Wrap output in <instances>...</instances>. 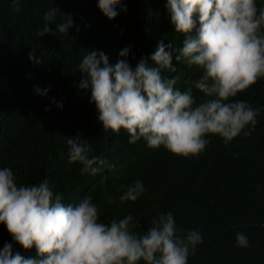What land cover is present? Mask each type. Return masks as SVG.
Wrapping results in <instances>:
<instances>
[{
	"label": "trees",
	"instance_id": "1",
	"mask_svg": "<svg viewBox=\"0 0 264 264\" xmlns=\"http://www.w3.org/2000/svg\"><path fill=\"white\" fill-rule=\"evenodd\" d=\"M122 3L127 10L110 21L97 0H21L19 11L11 0H0V167H10L18 184L38 185L47 178L66 205L91 196L105 224L130 213L138 222L132 230L142 232L153 217L171 211L182 230L178 234L196 229L203 237L188 264H264V79L234 98L261 107L251 135L241 133L228 145L210 136L204 153L187 158L151 149L143 139L129 144L123 129L104 130L90 92L78 88L77 65L92 49L102 50L114 64L119 51L130 46L129 62L135 67L161 41L179 49L184 36L171 24L167 0ZM53 7L62 14L52 23L53 32L41 37L44 13ZM63 14L74 21L68 34L55 31L67 19ZM33 50L42 59L38 65L28 59ZM176 54L177 71L163 75L176 77L175 86L184 90L201 72L177 62ZM36 87L48 88L47 97L35 94ZM193 91L197 104L207 99ZM69 137L91 143L90 156L102 157L111 167L83 173L79 162L68 161ZM137 179L144 193L135 202H122L120 195ZM237 232L248 237L247 248L236 245ZM5 242L14 252L37 255L35 248L26 251L12 241L0 224V248Z\"/></svg>",
	"mask_w": 264,
	"mask_h": 264
},
{
	"label": "clouds",
	"instance_id": "2",
	"mask_svg": "<svg viewBox=\"0 0 264 264\" xmlns=\"http://www.w3.org/2000/svg\"><path fill=\"white\" fill-rule=\"evenodd\" d=\"M11 6L19 11L21 0H11ZM97 8L111 21L127 5L122 0H97ZM166 8L175 32L184 36L179 49L161 41L135 67L129 62L130 46L119 51L114 64L102 50L92 49L77 65L78 88L90 92L104 130L123 129L129 144L143 139L151 149L162 147L185 158L204 153L210 136H219L228 145L241 133L251 135L264 106L254 108L234 98L264 79V2L167 0ZM57 14L62 13L55 7L44 13L41 37L53 32ZM65 17L55 31L68 34L74 21L71 15ZM173 53L177 62L201 72L184 90L175 86L176 77L163 75L165 70L177 71ZM28 59L37 65L42 62L35 50ZM194 89L207 99L197 104ZM48 91L34 89L41 97H47ZM50 102L63 108L62 102ZM67 144L69 163L79 162L83 173L95 175L111 167L102 157L90 156L88 141L69 137ZM144 191L137 179L119 199L135 202ZM137 223L130 213L102 223L91 196L66 205L47 178L38 185L18 184L10 167H0V224L12 241L37 253L33 257L14 252L13 244L5 242L0 264H188L189 255L203 241L196 229L178 234L182 230L171 211L153 217L147 231H133ZM236 245L247 248L248 237L237 232Z\"/></svg>",
	"mask_w": 264,
	"mask_h": 264
}]
</instances>
